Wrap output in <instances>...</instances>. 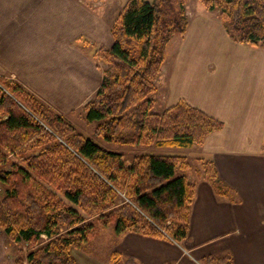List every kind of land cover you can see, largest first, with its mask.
Returning a JSON list of instances; mask_svg holds the SVG:
<instances>
[{"label":"trees","instance_id":"trees-1","mask_svg":"<svg viewBox=\"0 0 264 264\" xmlns=\"http://www.w3.org/2000/svg\"><path fill=\"white\" fill-rule=\"evenodd\" d=\"M217 11L229 36L264 46V0H199ZM183 3L126 0L111 26L113 42L92 57L102 78L82 106L93 134L106 143L156 148L199 145L222 122L180 99L154 109L156 80L172 36H182ZM82 46L88 45L82 40ZM194 175L219 188L211 161L197 157ZM187 156L142 152L127 164L78 131L17 81L0 76V228L26 249L13 264H77L72 249L87 243L96 224L180 242L187 235L195 183ZM193 172V171H192ZM97 222H95V221ZM114 264L118 254L110 253ZM201 264H233L229 253Z\"/></svg>","mask_w":264,"mask_h":264},{"label":"crops","instance_id":"crops-1","mask_svg":"<svg viewBox=\"0 0 264 264\" xmlns=\"http://www.w3.org/2000/svg\"><path fill=\"white\" fill-rule=\"evenodd\" d=\"M91 9L89 0H0V74L65 117L82 107L102 78L92 51L113 42L110 15ZM164 55L156 110L182 99L222 122L184 153L211 161L219 188L190 173L186 237L114 233L116 264H201L221 253L233 264H264V46L233 40L217 11L191 8L185 32ZM110 253L78 256L80 264H114Z\"/></svg>","mask_w":264,"mask_h":264},{"label":"rangeland","instance_id":"rangeland-1","mask_svg":"<svg viewBox=\"0 0 264 264\" xmlns=\"http://www.w3.org/2000/svg\"><path fill=\"white\" fill-rule=\"evenodd\" d=\"M102 5L100 4V0H89L90 2V8H102L104 7L105 9V16L110 21V27L112 26L113 22L115 21L119 11L123 7L124 3L126 0H101ZM182 2L183 3V10L184 14L188 18L190 16L191 8H193L197 13L199 11L205 10L204 6L201 4L199 0H172V7L176 8V5ZM97 5V6H96ZM91 9V10H94ZM101 10V9H99ZM101 13V11H100ZM110 15L107 17V15ZM177 35H174L171 37L169 40L167 47L169 49L173 48V44L176 41ZM166 47V48H167ZM98 64V63H96ZM104 66L103 63L99 62V67ZM0 76L8 77L10 76L8 73H2ZM9 78V77H8ZM10 79H13L16 81L13 77H10ZM18 82V81H17ZM19 83V82H18ZM162 92L161 90V83L157 84L156 82V91L153 93V97L156 96L158 93ZM34 94V93H33ZM35 95V94H34ZM36 96V95H35ZM37 97V96H36ZM39 98V97H37ZM40 99V98H39ZM41 100V99H40ZM42 101V100H41ZM44 102V101H43ZM45 103V102H44ZM155 106V105H154ZM155 106L154 109H156ZM54 109V108H53ZM54 111H56L54 109ZM62 115V114H61ZM84 112L82 107H80L77 110H71L66 114V118L69 122H71L74 127L82 132L84 135H90V137L97 143H100L103 147H106L108 149H113L117 151H122L125 155L126 158V163L128 164L131 161V158L138 153H144V152H157L159 149L156 148L155 146L149 145V146H126V145H119V144H114V143H106L102 139L95 137L93 134V127L94 123H88L84 119ZM198 145L191 147V148H180V149H169V148H161L162 150H165V152L169 153H178V154H183L184 153H193L195 150V147ZM168 149L170 151H168ZM198 157L197 154H195L193 157H187L189 162H190V169L192 174H194V169L199 168V161H196V158ZM193 171V172H192ZM1 186H0V192H1ZM95 221V220H94ZM97 222V221H95ZM96 233L95 235L81 248L78 249H72V253L74 254L75 260L77 264H80V259L81 255L78 256V254H86V255H94L97 257H105L108 255V253L111 252V249L113 247V239H114V226L113 224H109L107 226H104L101 223L96 224ZM22 248V251L26 249V246L23 244L20 246L19 244H13L11 243L2 229L0 228V264H13V260L16 256V254L19 252V249Z\"/></svg>","mask_w":264,"mask_h":264}]
</instances>
